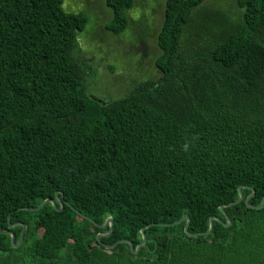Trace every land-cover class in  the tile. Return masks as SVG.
I'll return each instance as SVG.
<instances>
[{"label": "trees", "instance_id": "1", "mask_svg": "<svg viewBox=\"0 0 264 264\" xmlns=\"http://www.w3.org/2000/svg\"><path fill=\"white\" fill-rule=\"evenodd\" d=\"M206 1L165 0L158 76L99 100L86 15L0 0V264H264V0Z\"/></svg>", "mask_w": 264, "mask_h": 264}, {"label": "rangeland", "instance_id": "2", "mask_svg": "<svg viewBox=\"0 0 264 264\" xmlns=\"http://www.w3.org/2000/svg\"><path fill=\"white\" fill-rule=\"evenodd\" d=\"M164 5L165 0H135L127 12V27L114 34L107 30L113 16L105 0H63L65 11L83 12L88 19L77 36V55L89 67V95L99 100L117 99L135 83L158 76L155 34L162 24ZM205 5L233 12L236 1L209 0Z\"/></svg>", "mask_w": 264, "mask_h": 264}, {"label": "water", "instance_id": "3", "mask_svg": "<svg viewBox=\"0 0 264 264\" xmlns=\"http://www.w3.org/2000/svg\"><path fill=\"white\" fill-rule=\"evenodd\" d=\"M241 189H242V187L239 188V198H238L235 202L230 203V204H226V205L223 204V205H221L220 208L223 210V208H224L225 206L233 205V204H236V203L240 202V201L242 200V198H243V194H242V190H241ZM58 194H59V192H56V199H57V201H58L59 204H60L59 207H57L55 199L47 198V199H45V200L43 201V203H42L40 206H37V207H31L30 209L41 208V207H43L46 203H51L53 206H55V208L63 209V207H64V202L61 200V198L59 197ZM253 194H254V192H253L251 195H249V196L245 199V202H247V200H248ZM263 205H264V197H263L262 202H261V205H260L259 207H261V206H263ZM215 219L220 220V219L217 218L216 216L211 217V218H210V228H209V230H208L207 232H211L212 227H213V221H214ZM184 220H186L185 232L188 233V227H189V224H190V217H189V216H184V217L181 218L179 221H176V222H174L173 224L178 223V222H180V221H184ZM227 220H228V222H227L226 224H229V223H230V220H229L228 217H227ZM17 224H21V225H22V231H21V234H20V237H19L18 242H15V235H14L11 231H9L10 234H11V240H12V243H13V245H14L15 247H17V246L21 243V241H22V239H23V236H24L25 228H26V224H25V223H21V222H17V223L9 224V227H13L14 225H17ZM106 225H109V232L106 234V235H109L110 232H111V230H112V227H113V219H112L111 217H109V218H107V219L105 220V222H104V224L102 225V227H105ZM146 227H148V226H145V227L141 230L142 235H143V239H142V242L136 247L135 250H134V248H133V244L130 243L131 249H132L134 252H137L138 249H139V248L145 243V241H146V236H145V228H146ZM0 232H5V231L0 230ZM100 236H101V234H98V235H97V238H100ZM122 241L127 242V240H122Z\"/></svg>", "mask_w": 264, "mask_h": 264}]
</instances>
